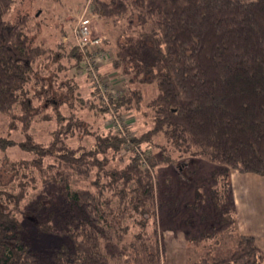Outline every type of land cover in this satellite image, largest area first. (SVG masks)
I'll list each match as a JSON object with an SVG mask.
<instances>
[{"label":"trees","instance_id":"obj_1","mask_svg":"<svg viewBox=\"0 0 264 264\" xmlns=\"http://www.w3.org/2000/svg\"><path fill=\"white\" fill-rule=\"evenodd\" d=\"M19 1L26 0H0V113L11 116L13 129L28 130L46 105L58 112V124L66 122L75 131L86 120L84 110L135 112L150 116L152 127L131 142L156 145L161 157L147 158L151 170L138 155L124 166H109L102 157L120 152L125 143L110 129L89 149L73 148L58 135L46 146L28 134L20 143L0 134V264H116L125 254H107L103 235L123 241L129 233L133 242L123 246L124 264H163L162 213H173L178 204L171 180L162 191L166 201L158 198L153 174L159 165L174 164L168 151L215 165L206 179L210 198L197 189L189 207L205 223L200 211L210 202L219 225L229 223L236 235L228 253L210 258L209 251L190 264H264V250L254 237L238 232L230 187L231 169L264 176V0H91L92 14L123 25L111 69L100 75L122 71L130 80L109 104L95 88L92 99L80 95L77 78L85 65L77 45L54 54L38 36L31 37L37 12L10 17ZM54 63L62 66L56 73ZM42 70L49 76L42 77ZM62 72L74 81L70 101L58 93ZM53 75L56 92L45 85ZM147 87L152 96H146ZM16 144L33 157L7 159L6 150ZM77 176L96 181L91 189L73 191ZM189 178L186 185L192 187L197 177ZM40 184L56 188L61 204L42 192L27 201ZM23 219L60 241L36 250ZM211 232L192 235L193 240H210ZM186 235L191 240L189 231Z\"/></svg>","mask_w":264,"mask_h":264},{"label":"rangeland","instance_id":"obj_2","mask_svg":"<svg viewBox=\"0 0 264 264\" xmlns=\"http://www.w3.org/2000/svg\"><path fill=\"white\" fill-rule=\"evenodd\" d=\"M241 1L251 2L255 0ZM17 3L18 4L13 8L10 17L12 16L15 18L20 13H30L34 16L37 12V19H33V21L37 24V28L34 27L33 35L30 36H38V42H44L52 49L54 54L58 55L62 52V50L65 53H69L71 47L76 45L73 33L75 29H77L80 19L86 15V17L90 19V28L92 30L93 36L95 38H104L103 47L109 52L110 55L108 62L104 63L100 67V70H104L105 72L110 71L109 68L111 69V67H109V61L112 60L113 52H115L117 49V40L122 33L121 27L123 29V25L118 26L113 20L103 19L92 14L91 0H26L23 2L19 1ZM54 65L55 66L52 68V71L56 73L61 69L62 66L55 63ZM49 70H51V68ZM59 74L60 84L58 93L62 99L70 101L72 98V93L69 91H74V81H68L67 78L71 73L62 72ZM42 75L48 77L49 71L42 70L41 76ZM101 78L105 82H109L113 88L123 89V91L125 88V82L130 80V76L125 75L122 73V71H113L109 74H106V76H102ZM55 80V75H53L48 81L45 82V85L51 86ZM77 84L80 95L86 99H92V90L94 87L85 71L78 76ZM36 86L37 85L34 80L29 87L34 90L36 89ZM51 88L56 92L58 87L56 85L54 89L52 86ZM150 88L151 87H147V90H145L146 96L153 95V91ZM123 91H121L120 95L123 93ZM36 103H38L37 106H41L43 104L41 101H35V104ZM88 110L83 111L84 118L86 120L81 123V131L80 129H77V131L74 129L69 130L72 128V125H69L66 122H63L65 125L58 124V112L54 111L51 107H47V105L46 108L41 110L39 115L34 119L28 130L20 128L22 127L21 125L18 127L15 125L17 129H13L15 123H10L11 116L6 113H0V134L12 139L16 143L24 141L26 139V135L28 134L36 138V140L45 143L44 145L46 146H48L54 140L55 135H58L60 138H64L65 142L73 148L82 145L85 146L86 149H89L93 144H95L98 136L105 135L110 129L114 133L120 134L125 143L123 144V149L120 152H116L115 154L112 152L110 154V158L103 159L102 157L103 161L107 160L109 166H124L129 162L131 157L138 155L142 159V166L150 168L151 170L152 167H150L147 158L153 156L156 160L160 159L161 149L157 148L156 145L149 146L147 143H145L141 144V146H138L137 144L131 142L132 138L141 137L152 127L150 116L147 117L145 114L141 115L135 112H124V114L121 115L115 113V118L121 121L119 124H116L113 123L115 121V118L111 113L113 111H110L105 115L104 113L100 112L95 114L93 111ZM63 115H68V113L65 111ZM171 153L172 151H168L166 155L170 154V156L173 157L174 164L159 165L154 168L153 174V176H155V181L158 183V188L156 187L157 192H159L158 198H163L165 196L162 191L168 190V187L166 186L167 180H171L172 186L175 187L173 189V200L178 204L176 210L173 213H170V211H163L162 213L164 214L163 217L165 221L163 222V225L161 224L160 233L162 235V242L166 250L163 258V264H190L191 262L200 260L209 251L210 258H213L216 255L228 253L234 249L236 245V235H232V229L230 230L232 225L229 223H226L227 226L219 225L220 218L217 213L214 212V206L208 201V199L207 202H209L211 207L207 206L205 207L204 211H200L201 214H205V223H201L200 217L195 215L196 211L189 207V205H193L191 202L193 201L198 190L202 192L204 199L209 196V192L207 191V188H205V186L208 185L206 184V179L209 173L215 168V165L208 161H197V159H181L179 158V154L177 152L173 151V153ZM4 155L7 157V159L13 160H23L33 157L32 154L24 153L21 147H19L17 144L11 148H8ZM46 162L50 164L53 162V159L49 157ZM192 173H194V175H192ZM189 176L197 177L192 187L186 185V183L190 181ZM95 181L96 179L93 176L89 178L77 176L72 180L71 188L73 191L78 188L91 189L92 184ZM41 185L42 184L39 185V187H41L40 190L30 191L28 197L29 199H27V201L35 200L38 194L42 192L47 195V197L53 196L56 206L61 204L60 193L56 188L51 186L42 187ZM211 186H215V184ZM230 187L232 189V184ZM165 198H167V196L164 197V199ZM203 202H205V200H203ZM190 220H193V222H190ZM23 221L27 228V233L31 238L30 241L36 250L47 248L50 245L60 241L57 238L39 233L29 222V219H23ZM213 225H216L218 230L212 229L211 227H213ZM187 231L190 233L191 240H189V237L186 235ZM209 232H211L213 236L210 240H198L199 238L193 240L192 235L195 237L199 235H205ZM103 236L104 248L107 254L117 256L119 252H122L126 256L124 255V257H122L116 264H124L128 253H125L123 246L129 245L131 242H133V236L129 233L122 238L123 241H118L116 239V234H112L111 237H109L107 234ZM176 241L179 244L178 247L176 246ZM174 244L175 246L170 248V246ZM174 248L176 251H173ZM182 251L185 253V260L179 261L181 258L179 255ZM144 263L145 262H140V264Z\"/></svg>","mask_w":264,"mask_h":264},{"label":"crops","instance_id":"obj_3","mask_svg":"<svg viewBox=\"0 0 264 264\" xmlns=\"http://www.w3.org/2000/svg\"><path fill=\"white\" fill-rule=\"evenodd\" d=\"M230 181L238 232L254 237L258 247L264 250V176L231 169ZM175 243L178 247V242ZM179 256V261L185 260L184 251Z\"/></svg>","mask_w":264,"mask_h":264},{"label":"built area","instance_id":"obj_4","mask_svg":"<svg viewBox=\"0 0 264 264\" xmlns=\"http://www.w3.org/2000/svg\"><path fill=\"white\" fill-rule=\"evenodd\" d=\"M76 45L82 50L84 55V71L89 76L93 87L109 104L110 100L120 95L123 89L113 88L109 82H105L100 75V67L108 62L109 52L103 47L104 38L94 37L90 28V19L84 15L74 31ZM116 117L115 112H111ZM121 121L115 118L113 123L119 124ZM124 122V121H123ZM122 128L121 126H119Z\"/></svg>","mask_w":264,"mask_h":264}]
</instances>
